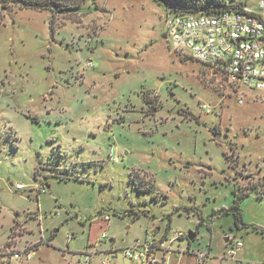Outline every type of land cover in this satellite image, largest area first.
Segmentation results:
<instances>
[{"label": "rangeland", "instance_id": "rangeland-1", "mask_svg": "<svg viewBox=\"0 0 264 264\" xmlns=\"http://www.w3.org/2000/svg\"><path fill=\"white\" fill-rule=\"evenodd\" d=\"M69 1L0 0V264H137L146 232L171 264H264V91L172 50L159 0Z\"/></svg>", "mask_w": 264, "mask_h": 264}, {"label": "built area", "instance_id": "built-area-1", "mask_svg": "<svg viewBox=\"0 0 264 264\" xmlns=\"http://www.w3.org/2000/svg\"><path fill=\"white\" fill-rule=\"evenodd\" d=\"M165 6L164 37L174 51L219 71L229 85L238 89L264 91V0L257 7L238 3L234 8H220L211 5L206 8L163 2ZM242 103V100H239ZM209 111V107L204 104ZM110 159H116L113 147ZM22 185L18 184L17 188ZM37 194L46 192L43 184H38ZM106 220L110 216L105 217ZM105 231L102 238H106ZM182 237L179 231L177 236ZM172 241L154 233L146 232L141 239L119 253L137 264H171ZM242 242L231 243L227 254L233 257ZM197 262L203 252H196ZM32 251L13 250L4 264H28ZM103 264H111L106 257ZM77 264H90L84 257Z\"/></svg>", "mask_w": 264, "mask_h": 264}, {"label": "trees", "instance_id": "trees-1", "mask_svg": "<svg viewBox=\"0 0 264 264\" xmlns=\"http://www.w3.org/2000/svg\"><path fill=\"white\" fill-rule=\"evenodd\" d=\"M162 3H174L179 5L194 6L196 8H206L211 5H215L220 8H234L237 6V1L234 0H159ZM6 3L18 4L21 8H32V9H55L56 11L73 10L78 7V4L69 0H4ZM135 186L139 190L148 189L150 187H141L135 184L134 180L131 179ZM240 207L235 202L231 207L225 208V212L232 211L235 215V222L238 224L242 223Z\"/></svg>", "mask_w": 264, "mask_h": 264}, {"label": "water", "instance_id": "water-1", "mask_svg": "<svg viewBox=\"0 0 264 264\" xmlns=\"http://www.w3.org/2000/svg\"><path fill=\"white\" fill-rule=\"evenodd\" d=\"M188 237L190 239H193L194 238V234L192 232H188ZM227 241V239H225Z\"/></svg>", "mask_w": 264, "mask_h": 264}, {"label": "crops", "instance_id": "crops-1", "mask_svg": "<svg viewBox=\"0 0 264 264\" xmlns=\"http://www.w3.org/2000/svg\"><path fill=\"white\" fill-rule=\"evenodd\" d=\"M48 186V185H47ZM49 187V186H48ZM110 240V242L112 241V239H109Z\"/></svg>", "mask_w": 264, "mask_h": 264}]
</instances>
